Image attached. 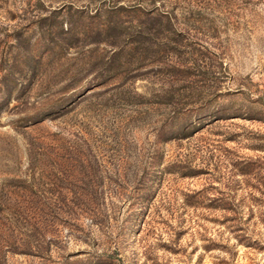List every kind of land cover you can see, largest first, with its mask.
Instances as JSON below:
<instances>
[{"label": "rangeland", "instance_id": "374dc122", "mask_svg": "<svg viewBox=\"0 0 264 264\" xmlns=\"http://www.w3.org/2000/svg\"><path fill=\"white\" fill-rule=\"evenodd\" d=\"M0 264H264V0H0Z\"/></svg>", "mask_w": 264, "mask_h": 264}]
</instances>
